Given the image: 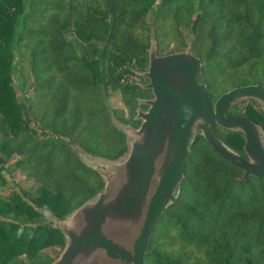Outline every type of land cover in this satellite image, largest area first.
I'll return each instance as SVG.
<instances>
[{"label": "trees", "instance_id": "1", "mask_svg": "<svg viewBox=\"0 0 264 264\" xmlns=\"http://www.w3.org/2000/svg\"><path fill=\"white\" fill-rule=\"evenodd\" d=\"M190 49L210 101L264 88V0H0V264H53L54 227L103 192L72 146L110 162L128 153L153 98L149 49ZM118 93L123 109H111ZM250 117L260 123L257 113ZM245 156L240 133L215 130ZM32 180L7 188L4 171ZM198 134L176 202L158 220L143 264H264V176H247Z\"/></svg>", "mask_w": 264, "mask_h": 264}, {"label": "water", "instance_id": "2", "mask_svg": "<svg viewBox=\"0 0 264 264\" xmlns=\"http://www.w3.org/2000/svg\"><path fill=\"white\" fill-rule=\"evenodd\" d=\"M202 65L190 49L158 56L156 43L149 49V65L143 77L153 98L140 101L138 129L118 126L127 136L128 153L117 162L89 155L86 165L103 178L102 193L70 214L54 220L66 244L53 264H143L154 228L166 208L176 202L186 179L191 146L200 134L221 159L239 168L243 179L264 176V136L245 118L231 115L230 107L244 99L264 106V89L248 86L223 94L211 106L207 88L198 79ZM241 131L247 159L226 147L213 125ZM91 160L100 161L101 167Z\"/></svg>", "mask_w": 264, "mask_h": 264}, {"label": "rangeland", "instance_id": "3", "mask_svg": "<svg viewBox=\"0 0 264 264\" xmlns=\"http://www.w3.org/2000/svg\"><path fill=\"white\" fill-rule=\"evenodd\" d=\"M172 51H173L172 45L169 44V46H167V49L164 51V53L166 55L167 53H170ZM108 104L110 105L111 109H123V104L121 102V98L118 93H113L109 95ZM0 140H1V136H0ZM72 148L74 152H76V154L79 155V157L81 156L83 157V155H86V153H84L79 147L72 146ZM1 158H2V154L0 152V159ZM91 162H92V165H95L97 167H101V165L103 164L102 162L95 161V160H91ZM0 167H1V163H0ZM2 174L7 180V188L2 189L1 193H3L5 190H8V189H14V191L19 194L21 192H33L36 186L32 180H26L22 177H15L12 170L11 171L6 170L2 172Z\"/></svg>", "mask_w": 264, "mask_h": 264}, {"label": "flooded vegetation", "instance_id": "4", "mask_svg": "<svg viewBox=\"0 0 264 264\" xmlns=\"http://www.w3.org/2000/svg\"><path fill=\"white\" fill-rule=\"evenodd\" d=\"M204 85V84H203ZM256 85H258V86H260L262 89H264L261 85H259V84H255V85H251V86H256ZM205 87H206V85H204ZM245 87H248V86H245ZM207 88V87H206ZM240 88H242V87H240ZM237 89V88H236ZM227 93V92H226ZM225 94V93H224ZM207 95H208V89H207ZM223 95V94H222ZM221 95V96H222ZM220 96V97H221ZM219 97V98H220ZM218 98V99H219ZM208 99H209V97H208ZM218 99H216V100H213V101H210V99H209V102H210V104H211V106L212 107H214V105H215V103H216V101L218 100ZM229 112H230V114L231 115H234V116H237V117H240V118H245V119H247V120H249L250 122H252L253 124H255L260 130H261V132H262V134H263V131H262V129H261V125H260V123H256L251 117H250V113H257L259 116H260V118H261V120H260V122L264 119V106L261 104V103H259L258 101H256V100H253V99H244V100H240V101H238V102H236L235 104H233L231 107H230V110H229ZM263 128V127H262ZM216 129H220L222 132H232V131H230V130H225V129H223V128H221L220 126H218L216 123L213 125V131H214V134H215V130ZM234 132H236V133H240V134H242L243 135V133L241 132V131H234ZM215 136L217 137V135L215 134ZM243 137H244V135H243ZM218 138V137H217ZM219 139V138H218ZM220 140V139H219ZM244 140H245V137H244ZM221 141V140H220ZM206 142V141H205ZM222 142V141H221ZM210 147V146H209ZM211 148V147H210ZM244 148H245V142H244ZM244 154H245V150H244ZM239 156H241V155H239ZM242 157V156H241ZM242 158H245V159H247V156H246V154H245V156L244 157H242Z\"/></svg>", "mask_w": 264, "mask_h": 264}]
</instances>
